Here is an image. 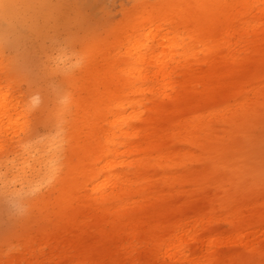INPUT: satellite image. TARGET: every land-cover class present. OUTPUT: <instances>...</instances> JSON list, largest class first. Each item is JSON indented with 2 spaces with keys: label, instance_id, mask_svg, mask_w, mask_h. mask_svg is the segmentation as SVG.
Masks as SVG:
<instances>
[{
  "label": "rangeland",
  "instance_id": "obj_1",
  "mask_svg": "<svg viewBox=\"0 0 264 264\" xmlns=\"http://www.w3.org/2000/svg\"><path fill=\"white\" fill-rule=\"evenodd\" d=\"M176 1L30 0L22 21L0 22V87L12 101L15 121L0 124V264H264L262 4L248 13L261 18L255 27L229 19L222 27L224 53L204 59L199 52L202 61L195 65L203 72L224 60L240 64L236 77L243 85L211 96L202 84L189 94L179 86L172 98L161 99L165 116L177 105L189 112L201 102L198 114L206 127L200 146H190L198 160L177 169L181 178L173 186L160 184L170 191L164 202L159 184L150 185L152 201L142 208L149 222L133 220L137 205L127 202L138 200L136 194L100 203L99 192L110 189L96 186L102 177L71 196L64 193L81 155L75 148L90 83L113 64L118 72L124 68L133 54L130 28L145 10ZM165 25L183 33L187 44H198L178 20L167 16ZM184 75L182 70L178 77ZM103 125L108 127L106 120ZM239 153L242 162L236 163ZM200 212L213 218L197 239L181 248H168L174 238L165 248L148 242L159 217L178 223L181 214L194 218ZM240 231L247 241L232 242ZM253 234L258 238L251 245ZM216 237L225 240L210 244ZM205 248L220 258L194 259ZM187 253L194 257L185 258Z\"/></svg>",
  "mask_w": 264,
  "mask_h": 264
},
{
  "label": "bare ground",
  "instance_id": "obj_2",
  "mask_svg": "<svg viewBox=\"0 0 264 264\" xmlns=\"http://www.w3.org/2000/svg\"><path fill=\"white\" fill-rule=\"evenodd\" d=\"M30 3V0H0V22L5 25L22 21ZM260 4L264 11V0H177L145 10L130 28L128 41L134 44L133 54L130 53L124 68L118 72L113 64L104 74L98 73L96 83H90L88 101L81 106L83 125L75 148L81 155L70 168L64 193L71 196L81 184L93 183L102 177L96 186L108 185L110 189L99 192L100 203H120L126 195L136 194L138 200L127 202L137 205L133 220L137 224L149 222L151 216L143 213L142 208L152 201L150 185L156 187L167 183L173 186V182L179 181L181 175L177 169L188 161L198 160L199 154L190 146H200L206 127V121L198 114L201 102L189 112L177 105L165 116L166 108L161 99L172 98L179 86L189 94L197 93V86L202 84L206 86L207 96H211L217 89L225 91L236 82L237 86L243 85L244 80L236 77L240 64L224 60L217 65L215 62L203 72L197 71L195 65L202 61L199 52L206 57L204 59L218 58L224 53L222 27L229 19L237 18L245 21L247 27H255L261 18L249 17L248 13L258 9ZM167 16L172 22L178 20L181 30L188 31L198 44H187L183 33L165 25ZM182 70L185 75L180 79L178 75ZM11 107L12 101L0 87V124H14ZM105 120L108 127L103 125ZM168 128L172 130L167 131ZM242 158L243 153H239L236 163L242 162ZM120 165L125 168L119 169ZM162 186L161 191L165 189ZM161 191L158 190L159 199L164 202L170 191ZM118 209L122 217V206ZM217 209L215 206L211 211ZM178 218L180 221L174 223L166 216L159 217L152 224L156 230L148 242L165 248V244L174 238L168 248H181L185 241L195 240L213 217L200 212L194 218L183 214ZM256 236L251 237L248 244L254 243ZM224 240L216 237L210 244ZM246 241L244 231L232 239L234 243ZM184 257L194 256L187 253ZM219 258L207 248L194 257L200 262Z\"/></svg>",
  "mask_w": 264,
  "mask_h": 264
}]
</instances>
